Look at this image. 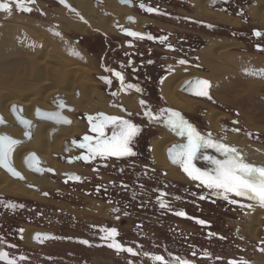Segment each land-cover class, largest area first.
Instances as JSON below:
<instances>
[{
  "label": "rangeland",
  "instance_id": "rangeland-1",
  "mask_svg": "<svg viewBox=\"0 0 264 264\" xmlns=\"http://www.w3.org/2000/svg\"><path fill=\"white\" fill-rule=\"evenodd\" d=\"M0 1L6 2L4 0ZM98 1L94 0L93 7L95 15L91 20L87 18L83 20L75 9H68L67 16H65L63 10L66 6L58 0H37V4L32 6L30 12L18 11L17 6L10 2L8 3L11 8L10 12L0 11V24L4 22L8 23L17 17V21L20 19L19 22L22 24L24 23L21 21L24 20L34 21V23L38 24L37 26L24 25H27V28L35 29L37 32L40 30L41 34H44V30L59 33L60 40H64L61 42L63 43L62 47L65 45L68 47L70 45L84 54L86 58L84 64L92 70L91 77L92 79L95 78L93 80L99 84L98 89L102 90L104 89L105 82L103 83L101 78L98 77L108 74L106 71L108 70V66L103 63V59L106 56L108 58L107 60H110L114 55L118 54L114 51H109L110 47L107 46L109 44L108 40H124V38L116 36L119 35L118 33L108 36L105 35L106 37L104 35L101 36L94 30H88L87 34H82L78 29L76 30L74 28L75 24L90 27L92 23H95L99 18L105 16L104 12H107L104 7L105 3L101 1L100 4ZM115 2L119 9L125 7L124 9L131 10L127 6L121 5L119 0H115ZM229 2L230 6L238 4L233 9L239 8L244 13L243 19L239 16L230 15V17H236L240 21L238 27L225 26V24L215 19L203 17L200 15L199 10V15L197 14L198 18L209 19L215 29H212V36L204 35L208 37L207 39L210 38L209 40L211 42L207 41L208 44L201 47L202 49L198 53L200 60L197 65L200 67L190 71L198 75L200 74L199 76L204 77V79L210 82L209 96L211 99L208 97L204 99L192 98L196 101L190 100L191 106L189 104L187 105L189 110H176L173 106H170L167 100H165V104L170 109H174L175 112H179L189 124L205 137L211 134L213 137L216 136L214 138L226 140L229 136H242L245 138V147L254 150L256 147L264 149V72H262L264 65L261 63L258 65V61L255 64L249 60V58H258V60L260 59L264 62V25L251 12L250 9L255 4L249 0H229ZM130 16L136 19L142 17L137 11H130ZM217 25L228 27L229 30L222 32ZM126 26L125 24L124 27ZM235 30L240 31L238 33L239 35L244 32L249 39L243 42L232 37L231 34H237L232 32ZM254 31L262 33L258 41H254L251 36V33ZM226 43L236 45L235 48L229 50V53L242 56L241 61L239 59L240 63L235 66L233 65V60L227 66L223 67L218 65L220 71L217 72L218 74L216 72L213 73L211 69L204 66V62L202 61L203 55L206 54L205 50L208 46L214 45L218 47L217 45ZM57 44L59 45V41ZM255 44L261 47L260 52L254 51L253 46ZM242 45L244 46L243 50L240 48ZM26 48L27 50L24 49L25 51L21 53L24 57L28 55L27 52H30L27 46ZM13 54L8 53L5 56L4 63H7L6 66L10 65L8 66L10 70L6 71V74L8 75L11 72L8 75L10 82L7 86L11 87L7 89L1 83L0 89L6 92L15 91V86H13L15 85V77L13 76L15 71H13V66L16 63L15 61H18L20 57L17 54L14 57ZM27 57H30V55ZM106 64L110 63L107 62ZM243 65L244 68L242 67ZM240 67L243 69H240ZM109 76L113 81L121 84L115 75ZM127 76L131 79L129 72H127L123 76L124 82L126 80L128 81ZM29 86L26 84L22 90H27ZM178 94L180 96L183 95L179 91ZM150 97L153 98V100H150L153 105L161 108L163 104L160 103L161 100L157 99L155 95H150ZM65 111L68 115L78 119L79 122L82 121L81 117L83 113L75 112V109L73 110L74 112L67 109ZM139 112H141L140 109ZM212 114H218L220 116L218 126L220 127L221 125L222 129L220 127V130H214L211 127L209 117ZM160 121V124L165 127L164 124H167L166 116L161 117ZM149 123V125H155V119L153 121L150 120ZM166 132L167 134L175 133L181 135L178 131ZM166 136V138H169V135ZM223 143L236 149L241 148H238L237 146L239 145H234L229 140H226V142L223 141ZM175 146H179L175 150L173 149L174 153H178L182 149L180 147L183 144L180 143ZM62 155H65V153L63 152ZM243 158L248 163V158H246L245 153ZM140 162L144 163L146 161L142 159ZM134 165L142 169L147 168L154 173L159 172L153 168L155 165L150 163L143 164L142 166L137 163ZM174 165L178 168L180 164L175 163ZM180 168L182 169V167ZM202 170L207 171L206 169ZM183 172V170L177 171L179 178L172 177L167 172L169 174L166 180L168 184L165 183L164 194H166L165 196L167 198L169 197V201L165 203L166 207L163 210L157 208L155 204L152 206L149 203L150 201L141 202L140 195L136 193L138 194L137 197L134 194L132 196L133 205L130 217L128 218L119 215V218L114 219L109 215L110 207L104 204V201H101V203L88 202L81 198L84 202L78 203L76 194H72L68 198L58 196V189L62 190L63 188L65 191L68 189L71 191L65 185H62L63 187L59 186L62 183V176L57 177L55 175L51 176L52 178L48 177L52 183L57 184V188H60L57 189L55 187L56 190H46L47 192L45 189H42V192L50 195V197H46V194V196L40 195L41 200L35 201L28 200L27 198L4 195L3 197L6 201L11 203L20 202L27 206V212L33 206L41 208L49 207L53 211L51 213L54 216L52 217L53 224L48 228L57 236L58 240L43 249L41 253L38 252L36 255H28L27 262L24 264H157L153 259L157 255L164 257L165 264H178V260H186L188 264H230V262H234V264H245V262L246 264H264V221H261L262 226L257 231V239H251L245 232V226L249 223L251 214L254 211L264 210V206H261L257 201L235 197L230 194L226 200L221 192L204 187L199 181L192 180ZM154 177L159 178V175L157 174ZM138 186L133 187L134 193L139 189ZM145 187L147 188L146 192L150 194H154V189L155 192L156 190L158 191L157 194L163 191L157 185L153 187L147 184ZM28 188L30 187L28 186ZM200 196H204L205 199H200ZM155 200L158 201L159 199L155 197ZM230 200L237 202L230 203ZM249 205L251 206L249 207ZM88 206L92 207L91 210H88ZM105 206L107 207V216L98 215L97 211L106 209ZM93 210L97 211L93 212ZM177 211H183L186 215L183 217L178 216L175 214ZM9 214L7 213L6 216ZM200 220L205 221V223L203 225L198 223L197 221ZM17 225L14 221L0 223V227L4 228L0 231V236L9 240V237L14 238L16 233L19 235V232L16 230ZM24 226L30 228L29 223H25ZM111 228H116L118 231V236L115 239L124 247H131L137 255L133 256L126 252L117 253L114 249L106 246L108 241L101 239L105 235V232L102 230ZM85 240L89 242L90 246L80 243V241ZM30 249L33 248L30 247Z\"/></svg>",
  "mask_w": 264,
  "mask_h": 264
},
{
  "label": "flooded vegetation",
  "instance_id": "flooded-vegetation-1",
  "mask_svg": "<svg viewBox=\"0 0 264 264\" xmlns=\"http://www.w3.org/2000/svg\"><path fill=\"white\" fill-rule=\"evenodd\" d=\"M125 1L133 4L134 7L131 9L132 11H137L142 15L143 18H140L143 19V27L142 30L133 28L132 26L135 25L138 20L133 17L134 22H129L126 27L120 26L118 23L115 24L116 27H119V29H115L116 33L119 34L116 36H121L124 40L111 39V41H109L107 39L109 44H111H107V46L110 47L109 51H114L118 54L114 55L110 60H107L108 58H106V56L103 59V63L108 66V70H106L108 74L105 76L102 75L100 78L103 83L106 80L110 81V83L105 82L104 89H102L97 96V101L100 104L108 105L109 108L113 109L112 111H114V113L111 111L83 113L81 122L83 126H85L86 131L83 134L77 135L76 138L71 139L69 142H65L63 147L65 155H58L59 158L57 159L62 164L74 167L73 170L60 175L62 176V183L59 186L63 187L62 185H65L67 186L66 188H70L71 191H69V189L65 191L63 188L62 190L58 189L59 192H57V195L68 198L71 197L72 194H76L78 203L84 202L81 198L88 202L98 201L101 203V201H104V204L110 207L109 215L114 219L119 218V215H123L127 218L130 217L133 205V194L136 197L139 194L141 202L150 201L149 203L152 204V206L155 204L160 210L164 209L161 208L160 203L163 202L165 204L169 201V197L167 198L164 194V187H166L165 183H167L166 180L169 174L156 166L153 158V142L167 134L166 131L180 132V130H173L167 124H164L165 128L160 124L161 116L159 114L164 110V106L166 108L165 110L174 111V109H170V107L165 104L166 99L162 95L161 87L164 81L174 73L175 70L180 68L192 70L200 67L197 65L200 60L198 53L202 49L201 47L208 44L207 41L211 42L207 39L208 37L204 35L212 36V29H215L209 19L197 17L198 10L195 8V4L193 3L194 0ZM99 3L101 4V2ZM229 3V0H211L209 5L212 6V10L215 9L218 13H224L228 16L235 15L243 19L244 13L242 10L239 8L233 9V7L238 4L230 6ZM36 4L37 0H35L33 4H26V6L32 8V6ZM141 5L144 7L142 8ZM148 8H152L156 11L150 13L147 11ZM232 18L236 19V17L233 16ZM218 26L219 30L222 32H227L229 30L228 27L217 25V27ZM126 30L141 33L144 38L122 34V32ZM232 32L237 33L231 34V36L239 39V41L241 40L244 42L249 39L244 32L241 35L238 34L240 31L235 30ZM255 32L259 31H254L251 33V36L254 41H258L261 36L257 37L254 35ZM100 35L103 36L104 34ZM148 36H151L152 39H148ZM253 47L254 51H261L259 45L255 44ZM240 48L243 50L244 46L242 45ZM181 60L186 61V63L180 64L179 61ZM107 62L110 64H106ZM113 72H120L123 76L125 73L129 72L131 79L127 76L128 81L126 80V82H123V85L119 84L110 78L109 75H113ZM129 84L133 85V87L127 88ZM137 89H139V91H137ZM150 95H155L157 99L161 100L160 103H163L161 108L153 105L150 101L153 100V98H151ZM128 96L135 97L136 110L132 109L128 103L124 102L126 99L125 97ZM141 101H143V105L140 103ZM139 109L141 112H139ZM146 112L157 116L155 125H149L150 120L153 121V119L150 115H145ZM100 114L105 116H117L121 119L129 120L140 128L139 134L133 139L130 145L135 155L122 157L108 156L105 158L97 156L87 161L82 159L84 156L91 155L87 147H79L81 143H87L83 140V137H93V144L96 139H102L96 132L92 131V124L88 119L89 117L95 119ZM104 131V138L110 139L114 127L109 124L105 127ZM199 133L201 134V132ZM181 136L182 135H178V137L186 140L185 143H181L184 146L188 142L187 136ZM72 140L76 142L77 147L72 146ZM176 147L179 146H173L171 149L175 150ZM65 151H68L69 154H66ZM142 159L146 162H140ZM170 162L172 163L171 159ZM135 163L140 166L147 163L153 164L155 165L153 168L157 169L159 172L154 173L147 168L142 169L134 165ZM180 167L179 165V170L177 167L175 168L177 171H182L183 169ZM106 173H108V175H106ZM183 173L189 177L185 172ZM157 174L159 178L154 177ZM55 175L58 177L57 173L50 174L45 172L41 178H52L51 176ZM75 177H79V179H75ZM147 184L153 187L157 185L159 189L163 190L162 193L157 194L158 191L156 190L155 192V189H151L154 191V194L147 193V188L145 187ZM134 186H138L139 188L135 193L133 190ZM29 187L35 188V190L30 189L37 191L39 195L42 194L43 196L47 195L46 197H50V195L42 192V189L39 188L37 184H33ZM3 196L4 195L0 196V223L14 221L18 224L16 230L19 232V235L16 233L14 238L9 237V240L0 236V251L6 252L8 258L15 259L16 264H24L27 262L28 255H36L38 252L41 253L43 249L58 240L57 236L48 228L53 224L52 217L54 216L51 214L53 211L49 207L41 208L33 206V208H29L27 212V206L20 202L11 203L6 201ZM155 197L159 200L156 201ZM88 208V210H91L92 207L88 206ZM84 211H86V209H84ZM7 213L10 214L6 216ZM5 218H7V220H5ZM25 223H29L30 228L24 226ZM2 229L4 228L0 227V231H2ZM21 229L23 230L22 232L20 231ZM28 230L31 231L29 237L32 245L26 242ZM30 247L33 249H30ZM21 256L25 257V259L21 260ZM0 264H4V262L0 261Z\"/></svg>",
  "mask_w": 264,
  "mask_h": 264
},
{
  "label": "bare ground",
  "instance_id": "bare-ground-1",
  "mask_svg": "<svg viewBox=\"0 0 264 264\" xmlns=\"http://www.w3.org/2000/svg\"><path fill=\"white\" fill-rule=\"evenodd\" d=\"M58 1L62 3L61 0ZM101 1L105 3L104 7L107 10V12H104L105 16L99 18L95 23H92L93 25L91 24L90 27L82 24H75L74 28H76V30L78 29L82 34H87L88 30H94L99 34L108 36L116 34L115 23H118L120 26L129 24L130 21L128 17L132 10L128 11L127 8L124 9L125 7L119 9L115 4V0ZM210 1L211 0L193 1L195 8L200 11L201 16L215 19L218 22L225 24V26H239L240 21H238V19L210 9ZM249 1L255 4V6L250 9L251 12L264 25V0ZM63 4L70 5L72 10H77V14L83 20L86 18L91 20L95 15L93 7L94 0H64ZM68 9L70 8L64 7L63 11L65 16H67ZM15 18L16 19L13 18V20H10L8 23L4 22L3 24H0V84H4L3 86L7 89H10L9 87H11L7 86L10 82L8 80V75L11 72H8V75L6 74V71L10 70L8 67L10 65L6 66L7 63H4L5 56H7L8 53H14V57L16 56L15 54L20 57L18 61H15L16 63L13 66V71H15L13 76L16 78H14L15 85H13L15 86V91L6 92L0 89V118L5 122V125H0V134H6L11 138L20 141L19 144L14 146V149L11 152L10 163L24 176V181L20 182L19 180H15L10 177L8 173L0 169V195L27 198L28 200L31 199L36 201L41 200V196L37 191L28 188L27 185L31 186L37 184L39 188L43 190L45 189V191H52L53 189L56 190L57 184L52 183L48 178H41L42 175H35L28 171L24 166L26 156L30 153L36 154L40 158V162L42 163L41 166L43 168H49L60 176L62 173H67L74 168L73 166L62 164L57 160L59 158L58 155L60 156L64 152V143L69 142L71 139L76 138L77 135H80L81 133L83 134L86 131L83 123L68 115L66 111H64V115L72 119V123L69 126H56L49 122L37 120L35 118L36 111L38 109L50 112L56 111L59 101H64L67 107L74 108L75 112L80 113H93L95 111H111L114 113V111H112L113 109L109 108L108 105L100 104L97 101V96L101 92V89H98L99 84L93 80L95 78L92 79L91 77L92 70L85 66L84 62L86 58L81 51L70 45H68V47L67 45L62 47L63 43L61 42L64 40H60L61 38H59L57 32L44 30V34H41L40 30L37 32L35 29L27 28L28 26L24 25L29 24L37 26L38 24L34 23V21L24 20L21 21L24 23L22 24L19 22L20 19L17 21V17ZM142 25L143 19L139 18L132 27L137 28V30H142ZM58 41L59 45L57 44ZM26 46L30 50V52H27L28 55H30V57H27L28 55H26L27 59L21 54L23 51L27 50ZM217 46L218 47H215L214 45L208 46L206 50L204 49L206 54L202 57L204 66L211 69L213 73L220 71L218 65L223 67L227 66L232 60L234 66L240 63L239 59L241 61L242 56L229 53V50L235 48L236 45H229L226 43ZM249 60L254 63L258 61V65L260 63L264 65V62L260 59L258 60V58H249ZM242 67L244 68V65ZM242 67H240V69H243ZM184 71H188V74H184ZM199 75L188 69L185 70V68H180L175 70V72L164 81L161 87V92L171 107L173 106L177 110H189L187 105L191 104L190 100H196L184 97L183 95L180 96L177 89L187 80L192 78L197 77L199 79H204V77ZM26 84L30 86L27 90L23 91L22 89ZM125 98L124 102L128 103L132 109L136 110L135 97L128 96ZM14 106H16L17 112L31 121V128L29 130L31 138L29 140L24 139V130L18 127L16 120L10 113L11 107ZM209 119L211 127L214 130H220V127L222 129L221 125L220 127L218 126L220 120L218 114H212ZM166 135H169V138H166ZM211 137L213 141L216 142L223 143V141L226 142V140H229L232 144L239 145L237 147H241L242 149H237L238 153L242 157H244L245 153L246 158H248V163L258 167H264V149L256 147L255 150L257 151H255L254 149L245 147L244 137L229 136L226 140L214 138L216 136ZM185 141V139L178 137V135L174 133L165 134L159 140L153 142V158L156 166L160 170L168 172L175 178H179V175L175 166L170 162L168 151L176 144L185 143ZM205 157H212L217 160L224 159V157L213 147L201 148L197 154V158L193 161V164L201 171H204L202 169H206L208 172L213 171L214 165H212L209 160L205 159ZM96 211L93 210V212ZM97 213L104 217L107 216V207L106 209L98 210ZM249 220V223L245 226V232L251 239H257V231L262 226L261 221H264V210L254 211ZM30 232L31 231L28 230L26 242L27 244L32 245L29 237Z\"/></svg>",
  "mask_w": 264,
  "mask_h": 264
},
{
  "label": "snow or ice",
  "instance_id": "snow-or-ice-1",
  "mask_svg": "<svg viewBox=\"0 0 264 264\" xmlns=\"http://www.w3.org/2000/svg\"><path fill=\"white\" fill-rule=\"evenodd\" d=\"M15 2L18 11L30 12L32 9L27 7L26 4H33L35 0H15ZM61 2L64 3V0H61ZM65 6L69 7L71 10L70 5L65 4ZM141 7L143 8L144 6L141 5ZM0 11L10 12L11 8L8 4L0 3ZM147 11L151 13L156 10L148 8ZM125 34L132 37L144 38L141 33L135 31H127ZM57 35H59V33H57ZM254 35L260 37L261 33L255 32ZM147 38L152 39L151 36ZM179 63L184 64L186 61L181 60ZM262 72H264V70H262ZM113 75H115L123 85L124 77L122 73L113 72ZM105 82L110 83L108 80ZM196 84L198 91L195 94L198 96H206L211 99L208 93V89L211 87L210 82L207 80H199L196 81ZM132 87L133 85L131 84L127 85V88ZM137 91H139V89H137ZM140 103L143 105V101ZM13 110L15 111V109ZM145 115H150L152 119H157V116L151 115V113L146 112ZM159 115L161 117L166 116V123L171 129H179L181 135L187 136V144L184 145L178 153H174L173 149L169 150V158L172 163H179L183 171L192 180L199 181L208 189L221 192L226 200L230 194L235 197L257 201L261 206H264V167H258L247 163L236 148L213 141L211 134L207 137L202 136L179 112L163 110ZM56 118L58 120H63V122L70 123V121H67L66 118H63L59 113L56 115ZM88 119L92 124V131L96 132L102 139H96L93 144V137H83V140L87 143H81L79 147H87L91 155L84 156L82 159L87 161L97 156L105 158L108 156L122 157L135 155L130 145L140 132V128L137 125L117 116H105L103 114H100L95 119L93 117H89ZM3 122V119L0 118V123ZM23 123L27 128H31V123L29 121H24ZM109 124L114 127L110 139L104 138L105 127ZM25 134L28 135L27 132ZM18 143V141L11 137L0 136V167L8 168L14 175L23 179L12 167L9 159L10 153ZM208 147L215 148V150L224 157L222 160L205 157V159L209 160V162L214 165L212 172L201 171L193 164L200 149ZM32 159L35 160L36 158L33 156ZM75 179H79V177H75ZM200 199L203 200L205 197L200 196ZM229 202L236 203L237 201L230 200ZM160 206L161 208L166 207L163 202L160 203ZM250 206L251 205H249V207ZM175 214L182 217L186 215L183 211H177ZM197 222L202 225L205 223L203 220ZM20 231L22 232L23 230L21 229ZM102 231L105 232V235L102 236L101 239L108 241L107 247L114 249L117 253L126 252L133 256L137 255L131 247H124L115 239L118 236L116 228L103 229ZM80 243L89 245V242L86 240L80 241ZM20 259L23 260L25 257L21 256ZM153 259L157 264H165L164 257L162 256L157 255L154 256ZM0 261L4 262V264H16V260L8 258V254L4 251H0ZM178 264H188V262L186 260H178ZM230 264H232V262H230Z\"/></svg>",
  "mask_w": 264,
  "mask_h": 264
},
{
  "label": "water",
  "instance_id": "water-1",
  "mask_svg": "<svg viewBox=\"0 0 264 264\" xmlns=\"http://www.w3.org/2000/svg\"><path fill=\"white\" fill-rule=\"evenodd\" d=\"M4 1H6V2L4 3V2L0 1V3L8 4V3L12 2V3H14L16 5L15 0H4ZM99 2H101V0ZM119 3L121 5L127 6L130 9H132L134 7L132 3L127 2L125 0H119ZM209 8L211 9L212 6L209 5ZM213 10H215V9H213ZM1 12H5V11H1ZM128 18H129L130 22H134V18L132 16H130ZM115 28L119 29V27H115ZM127 31H129V30H126V31L122 32V34L126 35L125 33ZM185 73H188V71H185ZM199 80H205V79H199V78L195 77V78H192L190 80H187L184 84H182L178 88V91L180 93H182L185 97H188V98H194V99L207 98L206 96H198V95L195 94L198 91V87H197L196 81H199ZM209 90H210V88L208 89V93H209ZM61 106H63V107H61ZM13 109H15V111ZM66 109L69 110V111H73V108L67 107L66 104L64 103V101H59V105L57 106V110L56 111L50 112V111H43L41 109H38L36 111V113H35L36 114L35 118L37 120H42L43 122H49V123H51L53 125H56V126H58V125L59 126H69L71 124V119L64 115V111ZM10 113L12 114L14 119L16 120L18 127L22 128L24 130V139L25 140H29L31 138V133L29 131L30 128H27L25 126V124L23 123L24 121H29V120L26 119L25 117H23L19 112H17L16 106L11 107ZM58 113L63 118H66L67 121H70V123L63 122V120H58L56 118V115ZM29 122L31 123V121H29ZM0 125H5V122L0 123ZM26 132L28 133V135L25 134ZM0 136H8V135L0 134ZM16 141H18V140H16ZM18 142L20 143V141H18ZM71 144H72V146H76L77 147V144H76V142L74 140L71 141ZM65 152H66V154H69L68 151H65ZM10 155H11V153H10ZM33 156L36 158L35 160L32 159ZM9 159H10V157H9ZM24 166H25V168L28 171L32 172L35 175H43L45 172L50 173V174H54L55 173L53 170H51L49 168H43L41 166L40 158L34 153H30L29 155L26 156V158L24 160ZM12 167H13V165H12ZM0 168L3 171H5L6 173H8V175H10V177H12L13 179L19 180V181H22V182L24 181V176L18 170H16L14 167L13 168L15 169V171L18 172L20 174V176L23 177V179H21L18 176L14 175L8 168H5V167H0ZM30 188L35 190V188H33V187H30ZM232 264H234V262H232Z\"/></svg>",
  "mask_w": 264,
  "mask_h": 264
}]
</instances>
